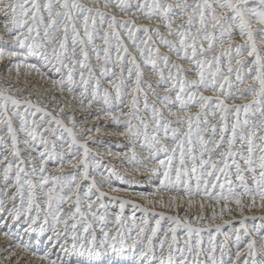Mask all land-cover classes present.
Segmentation results:
<instances>
[{"label":"snow or ice","instance_id":"1","mask_svg":"<svg viewBox=\"0 0 264 264\" xmlns=\"http://www.w3.org/2000/svg\"><path fill=\"white\" fill-rule=\"evenodd\" d=\"M0 239L264 264V0H0Z\"/></svg>","mask_w":264,"mask_h":264},{"label":"bare ground","instance_id":"2","mask_svg":"<svg viewBox=\"0 0 264 264\" xmlns=\"http://www.w3.org/2000/svg\"><path fill=\"white\" fill-rule=\"evenodd\" d=\"M32 83L35 85V86H42V83L41 82H38L36 80H33ZM103 138H112V139H122V138H119V137H103ZM4 243V241L2 239H0V244ZM6 254V253H5ZM0 255H3V254H0ZM29 257H25V259H28ZM21 264H24L23 261H21ZM31 264H40L39 260L36 258V257H32L31 258Z\"/></svg>","mask_w":264,"mask_h":264},{"label":"rangeland","instance_id":"3","mask_svg":"<svg viewBox=\"0 0 264 264\" xmlns=\"http://www.w3.org/2000/svg\"><path fill=\"white\" fill-rule=\"evenodd\" d=\"M103 139H105V140H109V139H112V138H103Z\"/></svg>","mask_w":264,"mask_h":264}]
</instances>
